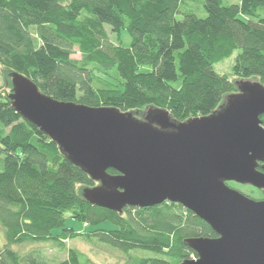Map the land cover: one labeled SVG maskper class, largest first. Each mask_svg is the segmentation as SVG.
Returning <instances> with one entry per match:
<instances>
[{
	"label": "trees",
	"instance_id": "trees-1",
	"mask_svg": "<svg viewBox=\"0 0 264 264\" xmlns=\"http://www.w3.org/2000/svg\"><path fill=\"white\" fill-rule=\"evenodd\" d=\"M189 4L203 5L207 16L189 11ZM106 26L118 44L110 42ZM123 30L132 38L129 46ZM76 47L81 59L72 57ZM236 50L233 75L257 76L264 84V0H0V66L30 77L62 102L124 112L162 108L178 122L211 115L225 95L238 91L213 67ZM96 69L114 73L119 83ZM11 92H0V228L6 238L0 264H49L38 249L23 253L15 245L51 242L66 250L65 241L80 236L130 254L125 264H178L197 257L188 238L217 236L177 202L122 213L87 202L78 186L99 183L12 107ZM68 219L111 226L78 232L67 227ZM67 252L57 264H94L76 248Z\"/></svg>",
	"mask_w": 264,
	"mask_h": 264
},
{
	"label": "water",
	"instance_id": "water-1",
	"mask_svg": "<svg viewBox=\"0 0 264 264\" xmlns=\"http://www.w3.org/2000/svg\"><path fill=\"white\" fill-rule=\"evenodd\" d=\"M10 76L12 107L99 183L82 190L87 202L120 213L177 202L217 234L188 238L197 257L178 264H264V198L227 185L264 194L261 82L241 79L214 113L178 122L162 108H148L141 119L115 107L62 102L21 72Z\"/></svg>",
	"mask_w": 264,
	"mask_h": 264
},
{
	"label": "rangeland",
	"instance_id": "rangeland-1",
	"mask_svg": "<svg viewBox=\"0 0 264 264\" xmlns=\"http://www.w3.org/2000/svg\"><path fill=\"white\" fill-rule=\"evenodd\" d=\"M236 0H230V2H235ZM227 4L229 2H226ZM191 7V8H190ZM195 7V8H194ZM191 6V4H189V11L196 13L199 17H205L207 16V13L205 12L204 6L199 4H195V6ZM193 8V9H192ZM188 11V12H189ZM184 16V14H179L177 18L182 19ZM106 31H107V35L108 38L110 40V42H112L113 44H118V38L116 36V33H113L111 31V28L109 27H105ZM121 38H122V43L124 44V46H129L131 44L132 38L129 35V33L125 30L122 31L121 33ZM75 50L77 51L75 54L72 55L73 58L75 59H81L82 55L80 53V51H78V48L76 47ZM239 50H236L233 54V56L228 57L226 59H224L221 62H217L213 65V67L215 68L216 72H218L219 74H226L228 77L231 78L232 81H234L236 84L237 82L240 80L239 77L234 76L233 75V67H234V63H235V59L237 57ZM95 72L97 73V75H99L102 78H106L108 80H110V82L116 84L119 83L117 80V76L115 77L114 73H108V72H104L101 71L99 69H96ZM11 71L6 68L5 66H0V92L1 94H7L9 92H11V76H10ZM248 81H250L251 83H257L260 82V78L259 77H252L247 79ZM264 85V84H263ZM229 95V94H227ZM225 95V97L227 96ZM225 97H224V101H225ZM224 101L222 103H224ZM147 109H144L142 111L137 112L136 110L132 111V113H135V116H137L138 118L140 117L141 119H143L144 115L147 114ZM138 113V114H136ZM235 189H237L238 191L243 192L244 194L248 195L249 197H252L254 199L257 200H262V198H264V194L262 193V190H258L257 188L253 187L252 185H243V184H233V186H231ZM85 187H83V185H79L78 186V191H80V193H83V189ZM67 227H74L76 231H89L90 229H98L101 227H110L111 224L110 223H101V225H97V226H90L88 227L87 224H82V223H78L77 221H75L74 219H68L67 221ZM59 233V232H58ZM56 233V234H58ZM5 239L4 238V231L0 228V247H2L5 243ZM65 246H66V250L62 249L61 246H57L54 243L51 242H45V243H26L25 245H21V246H17L15 245V248H17L18 250H20L23 253H26V251L29 250H39L41 252L42 257L44 258V260L49 263V264H57L59 263L60 260H64L67 258V251L68 249L71 247L78 249L79 251H82L86 256L89 257L90 260H92L94 262V264H125L127 263L131 258H130V254H126L125 252H122L120 250L117 249H112L108 246H105L104 244H99L98 242H94V241H90L88 238L86 237H77V238H70L69 240L65 241ZM139 255H143L141 252H138ZM148 253H145V255ZM150 256V255H147Z\"/></svg>",
	"mask_w": 264,
	"mask_h": 264
}]
</instances>
